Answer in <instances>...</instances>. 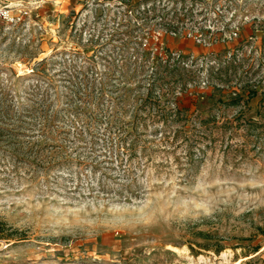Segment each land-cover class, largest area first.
<instances>
[{"label": "rangeland", "instance_id": "obj_1", "mask_svg": "<svg viewBox=\"0 0 264 264\" xmlns=\"http://www.w3.org/2000/svg\"><path fill=\"white\" fill-rule=\"evenodd\" d=\"M0 5V264H264V0Z\"/></svg>", "mask_w": 264, "mask_h": 264}, {"label": "built area", "instance_id": "obj_2", "mask_svg": "<svg viewBox=\"0 0 264 264\" xmlns=\"http://www.w3.org/2000/svg\"><path fill=\"white\" fill-rule=\"evenodd\" d=\"M218 10H219V9H218ZM4 19H6V20H10V21H14V20L16 19V16L13 14L11 8H8V7H6V6H1V5H0V20H4ZM233 34H234L235 36H237V35H238V31L235 30V31L233 32ZM188 37H189V38L192 37V38L199 39L200 34H199V33H194V32H189V33H188ZM157 39H158V37L155 35V36H154V40H153V42L151 43V44H152V47H154V48H157Z\"/></svg>", "mask_w": 264, "mask_h": 264}, {"label": "trees", "instance_id": "obj_3", "mask_svg": "<svg viewBox=\"0 0 264 264\" xmlns=\"http://www.w3.org/2000/svg\"><path fill=\"white\" fill-rule=\"evenodd\" d=\"M239 97H240V95L239 94H236L233 97V99H238ZM177 114H180L179 110H178ZM205 122H206V120H203L202 121V123H205ZM186 134H190V135H186V137H188V140L189 141H191V142H193V141L194 142H197L198 139H196V137H194V133L192 131H189L188 133L186 132ZM198 138H200V137H198ZM190 157H192V156L190 155ZM257 230H258V232L260 234H263L264 235V217H263V223L261 225H258L257 226Z\"/></svg>", "mask_w": 264, "mask_h": 264}]
</instances>
